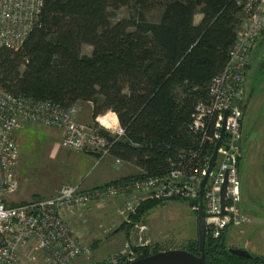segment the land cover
<instances>
[{
    "label": "trees",
    "instance_id": "obj_1",
    "mask_svg": "<svg viewBox=\"0 0 264 264\" xmlns=\"http://www.w3.org/2000/svg\"><path fill=\"white\" fill-rule=\"evenodd\" d=\"M131 3L136 15L112 20L113 10ZM155 8L159 18L150 21ZM239 22L236 0H42L22 45L0 48V85L63 107L91 102L93 122L115 114L125 134L110 139V155L140 172L111 182L164 174L171 160L195 164L211 150L190 128L191 116L224 69ZM157 202L142 203L131 220ZM204 254L207 264H264L259 255L230 254L222 234L205 237Z\"/></svg>",
    "mask_w": 264,
    "mask_h": 264
},
{
    "label": "built area",
    "instance_id": "obj_2",
    "mask_svg": "<svg viewBox=\"0 0 264 264\" xmlns=\"http://www.w3.org/2000/svg\"><path fill=\"white\" fill-rule=\"evenodd\" d=\"M236 4L240 22L228 61L211 80L207 97L197 102L191 116L190 128L197 139L211 146L209 153L195 164L181 156L179 161H170L164 174H144L92 187H85L82 181L63 183L52 196L13 203L12 196L19 187L15 173L18 136L26 126L38 124L58 130L62 147L94 153L97 162L110 156L111 141L122 138L125 130L110 111L87 124L78 120V102L63 107L47 100L12 95L0 85V264H72L80 257L88 259L91 250L82 241V235L72 229L71 222L115 200H119L117 212L125 222L131 221L140 205L148 201L196 202L224 121L225 134L203 191L205 223L212 236L217 237L230 222L240 224L246 220L238 209L245 110L243 84L250 54L264 33V0H236ZM41 7L42 0H0V48L17 50L37 22ZM101 118L105 119L104 126L97 124ZM210 124L212 133L208 132ZM189 154L195 157L193 151ZM115 161L121 162L117 158ZM111 229L99 223L96 237L104 238ZM132 253L125 247L96 264H127L137 259Z\"/></svg>",
    "mask_w": 264,
    "mask_h": 264
},
{
    "label": "rangeland",
    "instance_id": "obj_3",
    "mask_svg": "<svg viewBox=\"0 0 264 264\" xmlns=\"http://www.w3.org/2000/svg\"><path fill=\"white\" fill-rule=\"evenodd\" d=\"M160 10L161 8L153 9L146 14V18L157 21ZM135 13L131 3L113 10L112 20L132 17ZM253 49L254 58L248 64L250 71L243 84L246 103L248 104L251 96L253 99L248 104V110H244L239 162L241 199L238 209L246 220L240 224L230 222L220 230L217 237H213L206 227V236L218 238L222 234L225 249L242 248L252 255L264 257V33ZM82 52L90 54L91 47L83 45ZM104 120L99 119L97 124L104 126ZM60 141V132L54 128L38 124L24 128L18 136L19 156L15 173L19 187L12 196L13 203L52 196L63 183H83L85 180L88 184H95V180L100 182L107 170L117 172L118 176L140 172L133 164L111 165L105 159L96 165L94 155L64 148ZM118 201L109 202L103 209L88 211L83 219L71 222L72 229L82 235V241L91 250L88 259L80 257L72 264H96L98 262H93L95 258L103 257L102 260H105L125 247L133 252V257L139 258L145 251L151 254L160 250L196 246V202L182 199L157 202L136 220L125 222L118 215ZM99 223L112 228L101 240L112 237L107 239L105 246V243H98L100 239H96ZM123 224L124 227H121Z\"/></svg>",
    "mask_w": 264,
    "mask_h": 264
},
{
    "label": "water",
    "instance_id": "obj_4",
    "mask_svg": "<svg viewBox=\"0 0 264 264\" xmlns=\"http://www.w3.org/2000/svg\"><path fill=\"white\" fill-rule=\"evenodd\" d=\"M224 134H225V121L223 122V126L220 131V137L214 146L208 168L199 186V193L196 201L197 241H198L197 252L194 253L187 249L160 250L148 254L146 256L139 257L127 264H207L204 254L205 237H206V223H205L206 214H205V208L203 202V191L207 177L214 165L217 156V151L222 142ZM225 186L226 183L223 184L221 190L222 207L224 206ZM222 213L224 214L225 212L223 211ZM227 251L234 256H238L245 259H252L254 257L248 250L242 248L232 247V248H228Z\"/></svg>",
    "mask_w": 264,
    "mask_h": 264
},
{
    "label": "crops",
    "instance_id": "obj_5",
    "mask_svg": "<svg viewBox=\"0 0 264 264\" xmlns=\"http://www.w3.org/2000/svg\"><path fill=\"white\" fill-rule=\"evenodd\" d=\"M200 17H201V15L200 14H197V15H195V21L196 22H198L199 21V19H200ZM254 52H255V49H253L252 50V52H251V54H250V61H249V64H250V62L252 63V61H253V55H254ZM250 70H249V68H247V71H246V76H245V79H246V77H247V74H248V72H249ZM253 99V96H251L250 97V101H248V104H249V102H251V100ZM79 112H78V120L79 121H81V122H85V123H89L90 121H92V119H91V117H92V103L91 102H80L79 101ZM248 104L246 103V105H245V111L246 110H248ZM243 122H244V120H243ZM242 122V134H243V123ZM23 132V131H22ZM242 139H243V137H242ZM88 153V152H87ZM88 154H91V155H94L95 156V158H96V154H94V153H88ZM105 159V162H111V165H118V164H120V163H123V162H119V163H117L116 161H115V158L114 157H112L111 155L110 156H107V157H105V158H103V159H101L100 161H98L97 162V159L95 160L96 161V165L97 164H100V162L101 161H103ZM109 159H111V160H109ZM128 164V163H127ZM117 172H115V173H113L112 171H108L107 170V172H105V175L103 174V176H102V178H101V180H100V182H98V180H95V184H88L87 182H85V180L83 181V185H85V187H92V185H99V184H102V183H104V182H106L107 180H109V181H111V180H115V179H118V178H121V177H123L124 176V174H122V175H120V176H118L119 174H116ZM239 176H240V170H239ZM89 185V186H88ZM15 195V194H14ZM110 238H112V237H110ZM110 238H107V239H110ZM96 239H100V241L98 242V243H101V244H104L106 241H107V239H105V240H103V241H101L102 240V238L101 237H96ZM104 239V238H103ZM108 242V241H107ZM106 245V243L104 244V246ZM92 253H93V249H92ZM107 257V256H106ZM105 258V257H104ZM103 259V257L102 258H95L94 259V263H96V262H99V261H101Z\"/></svg>",
    "mask_w": 264,
    "mask_h": 264
}]
</instances>
